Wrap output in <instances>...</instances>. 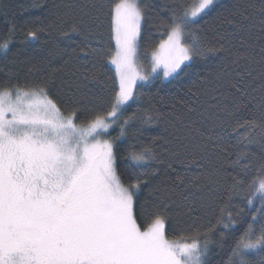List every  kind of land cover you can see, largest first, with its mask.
Wrapping results in <instances>:
<instances>
[{"label": "snow or ice", "instance_id": "1", "mask_svg": "<svg viewBox=\"0 0 264 264\" xmlns=\"http://www.w3.org/2000/svg\"><path fill=\"white\" fill-rule=\"evenodd\" d=\"M9 7L7 0H0V9ZM31 7L47 6L37 3ZM53 7L56 20L29 28L25 42L38 41L47 28L49 34L56 31L69 39L71 34L83 36L81 46L73 49V58L101 56L99 50L88 47L87 40L93 26L107 22L110 16L116 44L111 64L120 87L111 110L100 114L85 83L97 78L96 64L86 70L83 79L72 71L69 79L57 83L70 62L52 63L51 57L63 55L58 49H50L41 58L44 69L35 64L28 67L30 75L42 71L38 81L12 84L11 70L0 81V264H209L216 225L195 237L180 231L175 241L166 238V228L173 206L177 216L183 215L182 207L193 211L197 199L215 196L214 186L222 180L231 181L224 188L230 204L253 168L256 174L245 199L255 207L253 198L259 194L264 205V0H174L165 4L168 15L160 18V26L167 38L151 52L148 75L141 74L135 60L148 4L141 7L138 0H119L105 11L103 0H78ZM15 31L16 25L10 22L8 32L0 34V50L5 54ZM217 56V67L209 68L207 62ZM181 77H191L190 83H183ZM150 79L169 84L175 80L181 88L187 87L190 96L177 100L175 93H168L173 110L164 113L153 105L156 115L148 121L173 117L174 121L169 120L173 127L211 123L222 130L234 124L233 133L245 130L235 143L225 135L209 136L205 142L189 141L195 152L214 154L220 163L187 182L177 178L193 190L183 196L184 204L173 199L178 184H152L155 173L146 170L151 161L164 162L161 157L168 148L158 144L162 136L153 137L129 155L127 186L117 175L113 142L96 138L108 131L109 119L118 117L121 106L136 98V81ZM159 91L153 99L159 97L157 103L162 104L165 97ZM177 105L182 108L180 113L175 112ZM94 112L87 127L74 123L79 115ZM134 118L135 114L124 120L121 135ZM141 190L146 191L142 207L154 198L153 220L143 231L135 216ZM220 214L217 225L229 228L236 223L227 205ZM253 254L259 255V261ZM225 264H264V206L252 213V222L231 247Z\"/></svg>", "mask_w": 264, "mask_h": 264}, {"label": "trees", "instance_id": "2", "mask_svg": "<svg viewBox=\"0 0 264 264\" xmlns=\"http://www.w3.org/2000/svg\"><path fill=\"white\" fill-rule=\"evenodd\" d=\"M7 2L10 7L7 10L0 9V34L8 32L10 22L16 25V31L9 37L10 47L7 53L5 54L3 50H0V81L6 79L10 70L14 74L11 80L12 84L25 86L26 82L38 81L43 74L42 71L30 75L27 71L28 67L35 64L37 67L44 69L45 66L41 62V58L47 57L50 49H58L63 55L51 57L52 63L59 65L65 59L70 62L65 72L60 74L57 83H59L60 79H69L68 73L72 71H76L77 75L83 79L86 70L91 71L93 63H95L98 71L97 78L85 81L89 90V97L90 99L95 97L92 103L97 106V112L106 114L107 111H110L111 103L114 101L120 86L116 68L111 64V56L116 51L115 40L112 38L111 32V17H107V22L103 24L97 22L99 26H93L92 34L87 40L88 47L99 50L102 55H93L87 59L82 56L73 58V49H78L81 46V41L84 39L83 36L71 34V38L69 39L60 36L56 31L49 34L47 28H45V32L40 36L38 41L25 42V34L29 28L45 27V25L54 22L57 11L53 7L54 5L76 3L78 0H7ZM79 2H82V0H79ZM118 2L119 0H103L104 10L109 11ZM138 2L141 7L145 4L149 5L146 19L142 25V35L137 44L136 60L143 67L142 65L150 57L151 52L159 45L161 40L167 37L164 28L160 26V18L168 15L164 9V5L173 3L174 0H138ZM37 3L46 5L47 7H31V5ZM76 12L78 14L79 10L77 9ZM201 24H203V21H201ZM203 26L208 27V25ZM2 42L3 37L0 36V43ZM14 60L15 62L13 63ZM21 61L24 63H20ZM218 61L219 56L210 59L207 64L209 68L215 69ZM199 63L202 67L204 66V62ZM181 81L185 84L190 83L191 77L187 79L181 77ZM158 89L160 90L159 95L165 97L162 104L157 103L159 97L153 99ZM54 91L55 89H52V92ZM133 91L136 98L121 106L120 113L115 120L109 119L108 121L111 125L108 129V137L113 142L117 158V175L121 182L127 186L130 182V177L125 172V167L131 162L129 155L134 151H139L140 147L151 141L153 137L162 136L164 139L158 141V144L168 148V152L163 153L161 157L164 162L161 164L151 161L146 170L150 174L155 173L151 179L152 184L161 181L178 184L179 187L176 189L173 199L177 203L184 204L183 196L189 195L193 190L185 188L177 178L182 177L187 182L188 179H191L198 173L210 171L213 166L220 163L214 154L195 152L189 141L205 142L209 136L225 135L226 138L231 139L235 143L236 139L243 135L245 130L238 129L237 132L233 133L232 128L235 126L234 124L222 130L220 127H214L211 123L203 127L197 123L192 128L187 127L184 123H180L176 127H173L169 123V120L174 121L173 117L148 121V117H155L156 115L153 105L164 113L173 110V98L168 93H175L177 100L181 97L186 100L189 98L190 94H187V87L181 88L180 84L175 80L169 84L167 80L162 82L160 79H150L144 83L136 84ZM60 107L63 114L67 115L64 106L60 105ZM181 111V106L177 105L175 112L180 113ZM95 114L94 112L87 117L79 115L74 123L78 124V126H87L89 120L94 118ZM133 114H135L134 120L124 126L125 131L121 135V124ZM242 115L249 114L242 113ZM197 128L200 129V132L196 131ZM200 133H203V135ZM117 137L119 138L117 139ZM186 137L188 139H185ZM165 141H169L170 143L165 144ZM157 151H159V148H157ZM253 151H256L258 154L257 149L253 148ZM138 171H145V169L140 168ZM255 174V169L253 168L244 177V185L238 194L232 197L230 204L228 203V197L224 192V188L231 181L222 180L220 185L214 186L216 187L215 196L205 197L203 200L197 199V203L193 206V211L188 212L187 207H182L180 211L183 215L177 216L173 206V211L170 213L171 219L166 228V238L177 239L180 231H184L190 237H195L197 232H202L205 228L216 225L215 234L211 237L213 243L209 255V264H225L231 247L234 246L235 241L243 234L248 224L252 222V213L257 208L264 206L261 203L259 194L253 198L255 207L247 205L245 199L248 194V184ZM141 179H144V177H141ZM205 192H207V189H205ZM193 198L190 196V199ZM145 199L146 191L141 190L136 201L135 216L137 225L142 231L153 220L152 200L154 198H151L149 203L142 207ZM226 205L228 210L232 212L233 219L236 221L229 228H224L223 224L217 225L216 223L221 215V207ZM241 209L244 210L242 213ZM255 227L258 229L259 224L257 223ZM188 242H191V240H188ZM253 258L259 261L260 257L253 254Z\"/></svg>", "mask_w": 264, "mask_h": 264}, {"label": "rangeland", "instance_id": "3", "mask_svg": "<svg viewBox=\"0 0 264 264\" xmlns=\"http://www.w3.org/2000/svg\"><path fill=\"white\" fill-rule=\"evenodd\" d=\"M167 38V37H166ZM165 38V39H166ZM136 60V58H135ZM136 64H138L137 60H136ZM148 64V66H147ZM140 66V65H139ZM143 67L140 66V71H141V74L143 75H148L149 73H151V54H150V57L146 60V62L144 63V65H142ZM148 70V71H147ZM148 73V74H147ZM162 74V73H161ZM162 76V75H161ZM146 81H142V80H137L136 83L134 84L133 86V89L135 87L136 84H139V83H144ZM120 87V86H119ZM66 116V115H65ZM76 124V123H75ZM78 128H85L87 126H78V124L76 125ZM97 139H100V140H110V138L108 137V131L106 133H101V135L99 137H96ZM111 141V140H110ZM168 239V238H167ZM170 241H175L176 239H168ZM188 242V241H186Z\"/></svg>", "mask_w": 264, "mask_h": 264}]
</instances>
